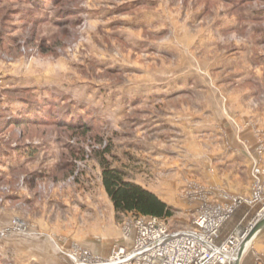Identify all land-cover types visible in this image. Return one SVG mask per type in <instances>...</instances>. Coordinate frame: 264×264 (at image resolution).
<instances>
[{
    "label": "rangeland",
    "instance_id": "1",
    "mask_svg": "<svg viewBox=\"0 0 264 264\" xmlns=\"http://www.w3.org/2000/svg\"><path fill=\"white\" fill-rule=\"evenodd\" d=\"M103 157L171 230L256 180L262 221L264 0L0 2V264L118 245Z\"/></svg>",
    "mask_w": 264,
    "mask_h": 264
},
{
    "label": "built area",
    "instance_id": "2",
    "mask_svg": "<svg viewBox=\"0 0 264 264\" xmlns=\"http://www.w3.org/2000/svg\"><path fill=\"white\" fill-rule=\"evenodd\" d=\"M258 173L256 170L255 175ZM260 197L256 180L253 199L223 195L224 204L200 211L188 227L179 230L169 229L159 219L134 217L123 232L124 239L131 242L129 246L115 245L104 258L79 251L72 256L73 264H235L241 245L252 241L244 242L256 221L236 228L222 241L221 230L238 208L250 207Z\"/></svg>",
    "mask_w": 264,
    "mask_h": 264
},
{
    "label": "trees",
    "instance_id": "3",
    "mask_svg": "<svg viewBox=\"0 0 264 264\" xmlns=\"http://www.w3.org/2000/svg\"><path fill=\"white\" fill-rule=\"evenodd\" d=\"M2 1L8 0H0V2ZM27 1L36 7H44L46 2L56 3L58 0ZM99 164L101 167L102 186L117 214H133L159 220L172 217V209L155 194L140 185L125 180L123 172L111 167L104 157Z\"/></svg>",
    "mask_w": 264,
    "mask_h": 264
},
{
    "label": "crops",
    "instance_id": "4",
    "mask_svg": "<svg viewBox=\"0 0 264 264\" xmlns=\"http://www.w3.org/2000/svg\"><path fill=\"white\" fill-rule=\"evenodd\" d=\"M249 212L250 210H248V208L243 207L241 210H238L236 214L231 218V220H229L223 226L220 234V241L224 240L230 234V231L233 227L238 224H244L247 220L248 214H250ZM117 244L129 246L131 242L129 240L124 239L123 235H121V237H119L117 241ZM109 245L96 243L89 250L94 255L104 258L108 255V251L110 248ZM253 245L254 247L250 249V252L248 250H245V253L242 255L239 264H264V228L260 232H258L257 235L253 238Z\"/></svg>",
    "mask_w": 264,
    "mask_h": 264
},
{
    "label": "water",
    "instance_id": "5",
    "mask_svg": "<svg viewBox=\"0 0 264 264\" xmlns=\"http://www.w3.org/2000/svg\"><path fill=\"white\" fill-rule=\"evenodd\" d=\"M262 227H264V219L262 221H259L258 223H256L252 229L249 231V233L247 234V237L245 238L244 242H249L250 240H252L255 235L258 233V231L260 229H262ZM244 253V243L241 245L239 252H238V260L235 262V264H239V261L242 257Z\"/></svg>",
    "mask_w": 264,
    "mask_h": 264
},
{
    "label": "bare ground",
    "instance_id": "6",
    "mask_svg": "<svg viewBox=\"0 0 264 264\" xmlns=\"http://www.w3.org/2000/svg\"><path fill=\"white\" fill-rule=\"evenodd\" d=\"M261 214V213H260ZM257 218V217H256ZM260 218V217H259Z\"/></svg>",
    "mask_w": 264,
    "mask_h": 264
}]
</instances>
